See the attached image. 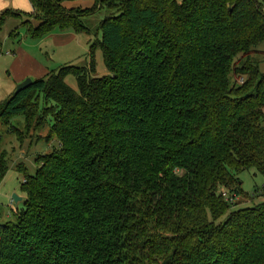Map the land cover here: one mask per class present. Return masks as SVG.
<instances>
[{"label": "trees", "instance_id": "obj_1", "mask_svg": "<svg viewBox=\"0 0 264 264\" xmlns=\"http://www.w3.org/2000/svg\"><path fill=\"white\" fill-rule=\"evenodd\" d=\"M66 1L29 0L22 25L34 38L88 32L82 17L107 8V74L63 65L0 103L2 122L21 115L57 142L0 222V264H264V201L237 207L239 171L264 178V74L251 58L264 0ZM21 15L6 8L0 25ZM6 171L0 157V181Z\"/></svg>", "mask_w": 264, "mask_h": 264}, {"label": "rangeland", "instance_id": "obj_2", "mask_svg": "<svg viewBox=\"0 0 264 264\" xmlns=\"http://www.w3.org/2000/svg\"><path fill=\"white\" fill-rule=\"evenodd\" d=\"M12 1L14 6L8 7L22 15L19 18L8 16L0 25V103L15 92L16 85L21 82H17V78L22 74L25 75L24 79L28 77L34 81L60 66L70 64L83 67L88 66L91 60H93L95 76L107 74L98 42L101 32L97 27L98 22L110 14L107 8H97L95 13L82 17L88 32L75 33L70 28L63 30L55 27L45 36L34 38L27 33L21 23L31 12L28 11L31 8L29 1ZM94 2L95 0H67L65 4L81 9L94 5ZM13 28L17 29L16 37L9 35ZM251 58L264 74V41L254 47ZM64 82L72 89L78 90L73 74L68 73L64 77ZM38 104L41 109L42 95ZM8 121L6 124L0 120V157H4L7 167L0 181V222L11 221L14 213L23 207L25 194L21 190V184L25 172L34 174L35 159L40 154L50 152L57 144L55 138H47L48 125L25 130L23 116L14 115L8 118ZM15 130L22 131L21 139L18 138ZM237 176L242 191L237 198V202H240L237 204L238 208L241 205H256L264 201V178L260 173L252 169L242 170ZM221 192L224 198L229 197L225 189H221ZM13 194L21 200L15 201ZM235 206L233 209L237 208Z\"/></svg>", "mask_w": 264, "mask_h": 264}, {"label": "water", "instance_id": "obj_3", "mask_svg": "<svg viewBox=\"0 0 264 264\" xmlns=\"http://www.w3.org/2000/svg\"><path fill=\"white\" fill-rule=\"evenodd\" d=\"M32 82H33V80L31 78L27 77V78L23 79L21 82H19L16 85V87L14 89L15 93L22 91V89L28 87ZM12 197L14 198L15 201L21 200V198L17 197L15 194H13Z\"/></svg>", "mask_w": 264, "mask_h": 264}, {"label": "crops", "instance_id": "obj_4", "mask_svg": "<svg viewBox=\"0 0 264 264\" xmlns=\"http://www.w3.org/2000/svg\"><path fill=\"white\" fill-rule=\"evenodd\" d=\"M28 1H29V0H28ZM7 2H8V4H9L10 6L13 5V1H12V0H7ZM29 3H30V2H29ZM30 5H31V3H30ZM65 7H67V8H75V7L69 6V5H67V4H65ZM6 8H11V7H6ZM6 8H5V9H6ZM5 9H4V10H5ZM4 10H2V11H4ZM2 11H1V12H2ZM31 11H32V6H31ZM1 12H0V13H1ZM24 77H25V75L22 74V76H20V77L17 78V82H18V81H22V79H24Z\"/></svg>", "mask_w": 264, "mask_h": 264}, {"label": "clouds", "instance_id": "obj_5", "mask_svg": "<svg viewBox=\"0 0 264 264\" xmlns=\"http://www.w3.org/2000/svg\"><path fill=\"white\" fill-rule=\"evenodd\" d=\"M8 6H9V4H8L7 0H0V10H3L4 8H6ZM28 11H31V8H29Z\"/></svg>", "mask_w": 264, "mask_h": 264}, {"label": "built area", "instance_id": "obj_6", "mask_svg": "<svg viewBox=\"0 0 264 264\" xmlns=\"http://www.w3.org/2000/svg\"><path fill=\"white\" fill-rule=\"evenodd\" d=\"M228 200H230V201H231V199H229V197H228Z\"/></svg>", "mask_w": 264, "mask_h": 264}]
</instances>
